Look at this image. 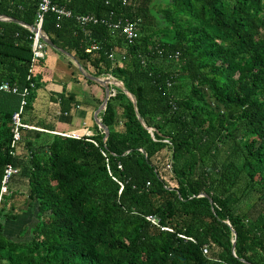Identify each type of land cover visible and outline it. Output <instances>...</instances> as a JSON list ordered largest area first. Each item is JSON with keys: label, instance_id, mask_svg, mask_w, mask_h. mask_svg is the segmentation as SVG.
<instances>
[{"label": "trees", "instance_id": "16d2710c", "mask_svg": "<svg viewBox=\"0 0 264 264\" xmlns=\"http://www.w3.org/2000/svg\"><path fill=\"white\" fill-rule=\"evenodd\" d=\"M39 3L0 0V86L35 83L26 113L42 84L43 61L28 81ZM52 4L136 21L140 37L130 45L107 25L83 30L75 17L45 14L59 49L123 88L101 114L106 142L98 127L93 136L22 129L16 157L21 97L0 91V192L6 167L19 170L0 207V264H264V0ZM91 39L99 49L89 54ZM73 100L60 96L61 113ZM31 217L19 233L27 241L7 235Z\"/></svg>", "mask_w": 264, "mask_h": 264}, {"label": "crops", "instance_id": "0c3cea01", "mask_svg": "<svg viewBox=\"0 0 264 264\" xmlns=\"http://www.w3.org/2000/svg\"><path fill=\"white\" fill-rule=\"evenodd\" d=\"M80 66L87 74L96 77L93 75L95 70L87 63L85 68L73 53H63L51 47L46 50L45 59L37 68L42 84L33 108L25 114L27 126L50 134L93 136L97 133L99 126L95 116L105 100V89L96 82L89 83ZM109 77L114 78L107 75L103 79ZM115 88L111 86L113 93H116ZM61 95L74 97L70 112L65 114L61 113ZM101 114L99 118L102 120Z\"/></svg>", "mask_w": 264, "mask_h": 264}, {"label": "built area", "instance_id": "2783aa9c", "mask_svg": "<svg viewBox=\"0 0 264 264\" xmlns=\"http://www.w3.org/2000/svg\"><path fill=\"white\" fill-rule=\"evenodd\" d=\"M122 4L124 6L129 5V0H121ZM53 12L58 15V19H70V18H76L79 26L85 30L88 25H96V24H103L107 25L110 29L113 31H118L120 34L124 37V40L128 44H134L140 37L139 34V27L138 22L132 21L130 19L119 20L117 22H113L111 19L103 18L99 19L93 15H86V16H75L72 11H69L65 8L56 7L52 4V0H40L39 3V12H38V20L36 24V28H38V32H33V44H32V62H31V68L28 76V81L32 80V75L34 73L35 65L39 61H43L46 56V50L48 49V44L43 40V34L41 31L43 30V22H44V16L45 14ZM99 49L98 43L91 39V44L87 48L86 52L91 54L94 51H97ZM178 56V54H177ZM111 58L114 56L111 55ZM36 89L35 83L30 82V86L26 87L24 90H20L17 86L10 85L8 83H4L0 86V91L18 95L21 97V103L19 110L14 113L12 117V123H13V139L11 142V151L10 155L12 157H16L18 152V146L22 140V129L27 130H34L33 127H29L26 124L23 123V116L26 113V108L28 106V98L31 95L32 91ZM19 170L13 165L9 164L4 173L1 192H0V207L1 203L4 200V196L8 195L10 193V182L18 174ZM154 221V220H153ZM207 253V251H205Z\"/></svg>", "mask_w": 264, "mask_h": 264}, {"label": "water", "instance_id": "95a60500", "mask_svg": "<svg viewBox=\"0 0 264 264\" xmlns=\"http://www.w3.org/2000/svg\"><path fill=\"white\" fill-rule=\"evenodd\" d=\"M0 19H4V18L0 17ZM10 21H13L15 23L21 24L18 20H10ZM30 29H31L32 32H38V28H36L35 26L34 27H31ZM41 33L43 34V40L48 44L49 47H51V48H53L55 50L61 51L63 53H67V52H64L61 49H59L51 41V39L48 37V35L43 30L41 31ZM80 70L82 71V73L84 74V76H86V78L88 80L98 83L99 85H101L105 89V93H106L105 100H104L102 106L100 107V109L98 110V112H97V114L95 116V121H96V124L99 126V128L105 134L104 141L106 142L107 139H108V137H109L110 131H109V128L102 123V120L99 118V114L101 112H104L106 110L109 99L115 95V93H113L112 90H111V86H115L118 89H122L123 88V85L119 81H117L115 78L109 77V78H106V79H102V78L93 77V76L87 74L83 70V68L81 66H80ZM125 92L131 98V100L134 103V105H136V99L134 98V96L131 95L126 90H125ZM141 122H142L143 126H145V124H144V122L142 120H141ZM147 129L152 133V130L150 128H147ZM204 196H206V195H204ZM234 248H235V244H234Z\"/></svg>", "mask_w": 264, "mask_h": 264}, {"label": "rangeland", "instance_id": "374dc122", "mask_svg": "<svg viewBox=\"0 0 264 264\" xmlns=\"http://www.w3.org/2000/svg\"><path fill=\"white\" fill-rule=\"evenodd\" d=\"M103 78L104 77H102V79ZM25 207L26 206H25V204H23V200H21L19 202L18 209H17L18 213H22L24 211ZM29 219L30 220H27V223L25 225L19 223V224H16L17 225L16 227H14V225L10 224L8 229H7V235L17 242L27 241L29 239V236L26 235L28 232L22 237H21V235H19V233H22V230L24 228L33 224V222H34L33 217H31Z\"/></svg>", "mask_w": 264, "mask_h": 264}]
</instances>
